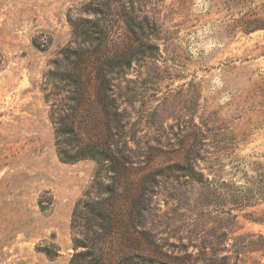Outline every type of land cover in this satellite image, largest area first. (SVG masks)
Returning a JSON list of instances; mask_svg holds the SVG:
<instances>
[{"label":"rangeland","instance_id":"rangeland-1","mask_svg":"<svg viewBox=\"0 0 264 264\" xmlns=\"http://www.w3.org/2000/svg\"><path fill=\"white\" fill-rule=\"evenodd\" d=\"M220 4L0 0V264H87L88 250L99 264L145 250L202 264L211 244L229 264H264V225L249 220L264 202L235 211L217 241L224 218L202 214L199 187L172 171L196 163L239 189L264 164V30L232 32ZM64 124L118 162L62 160ZM80 200L110 205L114 231L86 230Z\"/></svg>","mask_w":264,"mask_h":264},{"label":"trees","instance_id":"trees-1","mask_svg":"<svg viewBox=\"0 0 264 264\" xmlns=\"http://www.w3.org/2000/svg\"><path fill=\"white\" fill-rule=\"evenodd\" d=\"M222 11L225 13V18L231 22L232 32H241L249 35L259 30H264V0H221ZM94 12L98 11L99 3L90 6ZM127 17V16H126ZM93 27L86 23H76L74 32L84 37L86 40L96 42L97 47L101 46L100 38L93 40ZM56 137L58 144V153L62 160L69 163H76L85 159H92L99 164L118 162L115 155L109 146L105 143H85L81 141L74 127L64 124L56 129ZM196 156L194 154L193 159ZM121 157V161H124ZM177 177L188 178L189 185H197L199 187V196L195 199V206L202 210V214L221 215L224 219L219 227L223 232L215 233L217 241L226 235L230 225L235 222L237 216L235 211L243 210L248 207H254L264 202V164L255 162L252 171L254 176L248 180V186L243 188H234L233 184L215 183L204 179L201 172L197 171L196 163H179L172 169ZM111 195H115V190H110ZM74 218L84 221L83 227L91 232L102 234L101 236L109 235L114 231V217L110 205L104 202H96L88 204L83 201H78L74 210ZM249 220L255 223L264 225V213L260 216H250ZM131 225L141 224V221L135 213L130 212ZM144 234V233H142ZM149 240V239H148ZM252 244L258 246L256 242ZM138 252V250H137ZM140 253V251H139ZM130 254L124 257L118 264H161L158 257L152 254L151 251H143L141 254ZM97 253L88 250L87 253H80L78 257L81 262L87 264H99ZM198 260L202 264H229L230 257L219 256L218 248L211 244L208 250L201 249ZM175 264H186L184 260H177Z\"/></svg>","mask_w":264,"mask_h":264}]
</instances>
